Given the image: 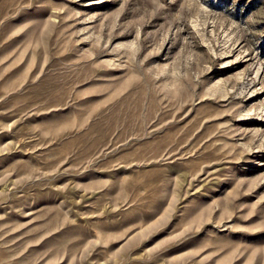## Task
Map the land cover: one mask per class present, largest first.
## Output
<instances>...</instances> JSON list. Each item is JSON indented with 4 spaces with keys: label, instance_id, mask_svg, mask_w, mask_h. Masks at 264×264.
I'll use <instances>...</instances> for the list:
<instances>
[{
    "label": "rangeland",
    "instance_id": "1",
    "mask_svg": "<svg viewBox=\"0 0 264 264\" xmlns=\"http://www.w3.org/2000/svg\"><path fill=\"white\" fill-rule=\"evenodd\" d=\"M0 264H264V0H0Z\"/></svg>",
    "mask_w": 264,
    "mask_h": 264
}]
</instances>
